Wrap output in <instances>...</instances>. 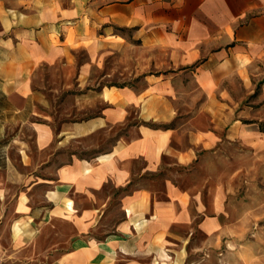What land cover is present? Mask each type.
<instances>
[{
    "label": "crops",
    "instance_id": "crops-1",
    "mask_svg": "<svg viewBox=\"0 0 264 264\" xmlns=\"http://www.w3.org/2000/svg\"><path fill=\"white\" fill-rule=\"evenodd\" d=\"M262 80L264 0H0V258L209 264L192 178ZM58 89L97 109L57 122Z\"/></svg>",
    "mask_w": 264,
    "mask_h": 264
},
{
    "label": "rangeland",
    "instance_id": "rangeland-1",
    "mask_svg": "<svg viewBox=\"0 0 264 264\" xmlns=\"http://www.w3.org/2000/svg\"><path fill=\"white\" fill-rule=\"evenodd\" d=\"M56 82L51 83V87L58 88L60 81ZM77 92L59 89L48 91L53 102L49 112L57 122L65 118H81L95 110L93 97L77 102ZM233 93L239 96L243 91L235 90ZM249 98L251 101L264 98V80L258 83ZM259 101L262 102H252L247 108L258 107L264 115V100ZM242 106L232 108L241 112ZM253 116V113H247V117ZM249 118L241 124L242 128H235L234 134L230 132L228 135L226 132L218 145L209 149V155H204L199 161L192 178L199 186L206 181L209 214L213 212L210 204L214 197H221V211L218 214L220 228L209 236V261H206L209 264H264V119L249 124ZM26 131L30 130L26 128ZM196 237L200 243L205 234L197 231ZM196 256L199 258V253ZM12 262V257L7 254L0 258V264Z\"/></svg>",
    "mask_w": 264,
    "mask_h": 264
}]
</instances>
